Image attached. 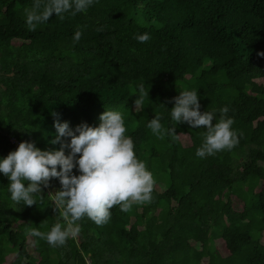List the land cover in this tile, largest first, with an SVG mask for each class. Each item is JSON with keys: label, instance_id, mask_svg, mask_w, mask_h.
I'll list each match as a JSON object with an SVG mask.
<instances>
[{"label": "trees", "instance_id": "trees-1", "mask_svg": "<svg viewBox=\"0 0 264 264\" xmlns=\"http://www.w3.org/2000/svg\"><path fill=\"white\" fill-rule=\"evenodd\" d=\"M32 3L0 0V157L16 149L11 139L58 149L53 113L75 127L118 110L155 184L151 201L116 205L102 225L85 216L76 237L53 246L32 233L64 224L59 180L29 206L11 199L0 174V264L11 254L7 264H264V0H94L29 30ZM141 83L148 97L139 99ZM183 90H197L201 112L229 109L233 148L195 155L206 130L170 115ZM157 115L162 139L147 127Z\"/></svg>", "mask_w": 264, "mask_h": 264}, {"label": "clouds", "instance_id": "clouds-1", "mask_svg": "<svg viewBox=\"0 0 264 264\" xmlns=\"http://www.w3.org/2000/svg\"><path fill=\"white\" fill-rule=\"evenodd\" d=\"M94 0H33L25 9V22L29 30L49 21L51 17L69 13L86 12ZM82 32L76 31L73 40L79 41ZM144 43L150 39L148 33L135 36ZM264 56V52L257 53ZM138 98L145 93L144 84L137 86ZM171 119L186 123L190 127L203 126L205 135L195 155L200 158L231 149L238 143L237 132L232 128L231 117H226L227 107L214 111H200L197 90H183L172 98ZM136 105V101H135ZM55 137L51 143L58 149L42 150L33 141H21L15 150L0 157V174L5 176L11 199L33 205L34 194L42 192L52 178H57L60 190L56 192L57 205H63L60 215L64 224H54L47 234L34 230L32 235L42 236L50 245H63L69 237L80 232L77 223L87 217L97 225L108 222L111 209L120 205L128 211L132 202H149L155 180L144 161L138 159L131 136L126 135L124 118L118 110L106 109L99 116L96 126L86 121L71 127L53 113ZM147 127L158 138L164 137V127L159 115L149 120ZM170 131L174 132V129ZM15 145V144H11ZM67 150V151H66Z\"/></svg>", "mask_w": 264, "mask_h": 264}, {"label": "rangeland", "instance_id": "rangeland-1", "mask_svg": "<svg viewBox=\"0 0 264 264\" xmlns=\"http://www.w3.org/2000/svg\"><path fill=\"white\" fill-rule=\"evenodd\" d=\"M179 139L180 141L184 144V145H188L189 144V141H188V138L184 135H180L179 136ZM14 147H17V145H12ZM155 189L158 191V192H161L163 190V187L161 186V184H156L155 185ZM230 201H231V204H232V208L234 210H237V211H240L242 209V201L239 200L237 197H233V196H230L229 197ZM264 239V234H263V238L262 240ZM194 247L197 246V244L195 243H191ZM27 246H28V251L30 254L32 255H35L34 252H33V247H32V243H31V240L28 239L27 241ZM214 247L216 249V251H218V253L222 256V257H225L228 255V251L223 243V241L221 239H216L214 241ZM14 255L11 254L9 256L6 257V262L5 264L9 263V261H11L13 259ZM206 259H202L201 263L202 264H205L206 263Z\"/></svg>", "mask_w": 264, "mask_h": 264}, {"label": "built area", "instance_id": "built-area-1", "mask_svg": "<svg viewBox=\"0 0 264 264\" xmlns=\"http://www.w3.org/2000/svg\"><path fill=\"white\" fill-rule=\"evenodd\" d=\"M11 143H12V144H15V145L18 144V142H17L16 140H14V139H11Z\"/></svg>", "mask_w": 264, "mask_h": 264}]
</instances>
